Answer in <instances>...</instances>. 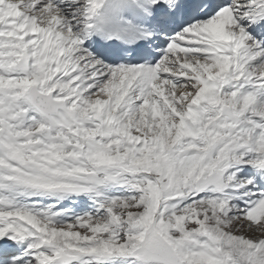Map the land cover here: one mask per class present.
I'll return each mask as SVG.
<instances>
[{"label": "snow or ice", "instance_id": "6c2138e0", "mask_svg": "<svg viewBox=\"0 0 264 264\" xmlns=\"http://www.w3.org/2000/svg\"><path fill=\"white\" fill-rule=\"evenodd\" d=\"M0 264H264V0H0Z\"/></svg>", "mask_w": 264, "mask_h": 264}]
</instances>
